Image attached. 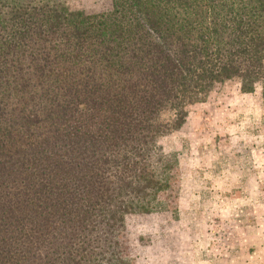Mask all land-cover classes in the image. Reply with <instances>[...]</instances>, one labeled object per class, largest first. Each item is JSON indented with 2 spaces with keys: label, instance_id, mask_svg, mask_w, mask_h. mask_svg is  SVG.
<instances>
[{
  "label": "trees",
  "instance_id": "1",
  "mask_svg": "<svg viewBox=\"0 0 264 264\" xmlns=\"http://www.w3.org/2000/svg\"><path fill=\"white\" fill-rule=\"evenodd\" d=\"M229 82L264 94V0H0V264H133L164 139Z\"/></svg>",
  "mask_w": 264,
  "mask_h": 264
},
{
  "label": "rangeland",
  "instance_id": "2",
  "mask_svg": "<svg viewBox=\"0 0 264 264\" xmlns=\"http://www.w3.org/2000/svg\"><path fill=\"white\" fill-rule=\"evenodd\" d=\"M66 1L86 13L113 2ZM164 145L180 153L168 210L127 217L133 264H264L263 89L219 86Z\"/></svg>",
  "mask_w": 264,
  "mask_h": 264
}]
</instances>
